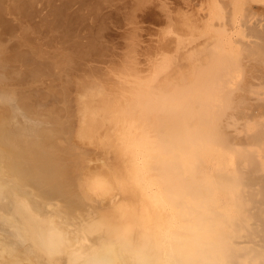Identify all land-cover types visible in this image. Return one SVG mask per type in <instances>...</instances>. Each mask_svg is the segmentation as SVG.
Masks as SVG:
<instances>
[{"label": "bare ground", "instance_id": "obj_1", "mask_svg": "<svg viewBox=\"0 0 264 264\" xmlns=\"http://www.w3.org/2000/svg\"><path fill=\"white\" fill-rule=\"evenodd\" d=\"M225 1L230 5L238 0ZM240 1L245 6L240 30L251 21V34H247L252 40L244 34L248 39L241 38L239 49L255 55L259 65H253L261 75L255 66L253 71L264 80V0ZM219 26L214 50L195 63L185 60L183 71L168 69L171 61L162 60L163 76L155 69L146 79L137 76L128 82L118 81L117 92L109 87L99 90L101 86L96 90L92 81L90 92L78 95L74 124L67 123L64 114L60 120L42 116L45 120L38 121L41 112L33 115L34 111L27 110L26 99L19 96L23 93L26 97L24 91L17 95L21 102L13 92L0 93V264H139L141 255L150 257L151 264H264V253L239 247L236 242L245 223L264 231V121L256 120L259 128L244 134L246 143L255 141L252 149L234 148L230 139L234 130L227 129L247 128L248 122L240 117L247 116L246 120L253 108L264 109V92L252 87L257 83L264 89V84L250 80L252 86H248L256 90L257 99L242 95L248 88L247 79L243 81L245 90L233 93L237 78L246 73L242 74L243 60L236 62L232 51L223 47L226 28L224 23ZM245 54L249 59L250 54ZM239 80L240 91L243 84ZM91 86H96V91ZM64 90L67 93V88ZM233 94L243 96L246 103ZM246 99H254L256 104ZM46 108L42 113L46 114ZM260 113L257 118L264 114ZM238 119L243 124L239 125ZM74 146L80 151L67 168L63 156ZM92 149L100 161L90 167L86 155ZM202 164L209 169L199 170ZM238 213L240 222L233 223L231 219ZM172 221L195 229V242L183 251L152 248L148 241Z\"/></svg>", "mask_w": 264, "mask_h": 264}, {"label": "rangeland", "instance_id": "obj_2", "mask_svg": "<svg viewBox=\"0 0 264 264\" xmlns=\"http://www.w3.org/2000/svg\"><path fill=\"white\" fill-rule=\"evenodd\" d=\"M6 1L3 0L1 2L0 0V24H1L0 29H2L0 30V37H1L0 38L1 40L0 41V93L5 91L13 92L15 93L16 99L17 98L19 99L20 97L24 100L26 99L25 100L26 103L23 100L22 104L24 102L25 105L26 104L30 105L27 106L29 107L27 108V110L29 109V111L30 110L34 111L33 115L35 112L36 114H39L41 112L39 116L37 115V118H40L39 120L36 118L38 121L40 120L44 121L45 120L44 117L46 116H47L46 119L49 118L48 116H51V118L53 116V118L59 120L61 117L64 116L63 119L66 120V122L68 118L67 123L70 122H72V124L76 123V120H78L75 119L77 116L75 117L74 114L75 112H77L76 110L78 104L76 105V103L78 100H80V97L85 96L84 94L86 93V90H89V87L90 85H92V83H94L93 85H97L96 90H98V87L101 86L99 87V90L100 88H104L106 90L109 87L108 90H113V92H117V87L119 82H124V81L126 82V80L128 82L132 80L131 78L137 76H138L137 78L146 79L150 76L151 73H153V70L155 69H157L160 76H163L165 72L163 65H165L166 63L165 61H169V60L171 62L169 61L170 66L168 69H174V71H181V70L183 71L184 68L182 67L185 66L186 63L185 60L193 59L190 60L191 62H193L194 60L200 61L203 57H205L206 54H208V52L211 51V49L214 50L216 43L215 39L216 36H218V34L215 33L216 30L221 29L219 23H224L226 28L225 29L226 32L224 33V31L223 32L221 31V33L224 34L227 33L226 35L223 34V36L221 34V36L225 38V39L221 38V40L225 42L224 43H222V41L220 42L222 43V45H224L223 47L226 50L232 51V55H234L233 59L237 60L236 62H238L239 59L244 61V62L240 61L242 62L241 64L243 65V66L241 65L243 71L242 74L244 75L246 73L247 77H249L247 78L246 75L242 76L241 74L242 77L240 76L241 77L240 80L239 78H237V82L239 80V83L243 84L242 88L239 91L238 88L241 86H239L240 84L236 82L237 86L233 93L240 94L242 91L246 89L242 94L243 96L251 95L252 97H256L254 99H257L258 96L254 94L253 91L255 92L256 90L259 89V92L260 91L264 92V89H261L259 88V86L256 85L257 83H254L255 86H257L255 87L251 85V81H250L251 79H253L252 81L259 83L258 80H260L262 82L261 84L259 83V85H262V83L264 84V80H262L263 77L262 79L257 78L258 76L257 71L260 74L259 72L260 70L256 65L259 62L258 63H256L257 61L255 62V57H254L255 55H252V53L248 50L244 49L245 51L242 50L241 52L240 49L242 48L239 49V47H241L240 42L242 39L244 40L249 38L248 40H252L251 35H248L251 34L250 33L251 21L249 24L246 23L247 24L246 27L249 28L247 31L249 32H247L246 31L247 28L245 29L244 27H243L244 29L242 28L243 32H241L242 30H240L241 29L240 22L244 18L243 17L244 8H242L243 5H241L240 0L233 2L230 5L229 3H227L229 1H225V0H11L12 2H9V0ZM225 3H227L225 5L226 11H224L225 6H221L222 4L224 5ZM219 5L221 8L219 7ZM227 5L229 6L227 7ZM256 5L263 6V4L260 3H257ZM240 8L243 9V11ZM17 13H19V15L21 16L19 17ZM216 15H218L219 18ZM15 16L16 19H18V22L14 18ZM22 26L24 27V29ZM211 27L213 28V30ZM27 30L29 31L26 32ZM218 32H220V30H218ZM239 32L241 33L239 34ZM198 33L199 35L201 34L200 35L201 37L198 35ZM19 34L23 35V36L21 35V37L24 38L23 40H21L22 38L19 36ZM244 34H246L248 38L245 37L246 35ZM17 36H19V38ZM211 36L213 37V39H211L212 38ZM202 37H204V39ZM226 38L229 39L228 42ZM178 41L180 43H178ZM176 43L179 45H177ZM181 46H183L184 48ZM197 46L199 47V49ZM177 47H178L177 49L178 51L177 50L175 51ZM180 48L182 50H180ZM193 48L194 49L197 48V49L194 50ZM203 48L205 49L202 51ZM193 53H195V55ZM243 53L250 54L247 55L248 56L247 58H249L250 60L246 59V57L243 56L244 55ZM160 56L161 58L163 56V59H161ZM167 56L169 59L167 58ZM240 56L243 57L241 58ZM174 57L176 61L175 59H173ZM57 60L58 62H56ZM162 60L165 62L164 64ZM196 61H194V63ZM174 63H176V65ZM254 63L256 64L253 65ZM160 65L162 67H160ZM171 65L172 66L174 65V67L172 68ZM254 66L255 68L257 67V71H255L256 69L253 71ZM11 67L12 69H15L16 72L10 69ZM47 67L51 69L49 70L47 69ZM57 67L59 70L57 69ZM90 67L92 70H89ZM54 68L57 70H55ZM93 68L95 70H93ZM30 69H32V71ZM34 69H36L37 71H35ZM161 70H163V72ZM248 70L251 73H249ZM11 71L12 74H10ZM41 71H43V73L45 71L47 72L43 74ZM41 73L43 77L42 75H40ZM108 73L111 76H109ZM113 75H115L116 77L115 76L113 77ZM127 75H129L130 77L126 78ZM118 76L119 77L124 76L125 78H119ZM115 78L118 79L114 80ZM246 79L248 80V82L250 81V83L246 82L247 86L250 84L256 90H254V88H251V86H248L249 90L248 88H245L247 86L243 87L244 85H246L244 84L243 81H247ZM77 80H79V82ZM116 81L119 82L117 83ZM48 85H50V88L48 87ZM8 86H11L12 89L7 88ZM79 86H81V88ZM263 86L264 85H262V88H264ZM63 87L67 88V93ZM95 88L96 86L90 89L95 90ZM243 88L245 89L242 90ZM250 88L253 89L252 92H250ZM68 90L72 94L68 92ZM82 90L84 93L82 92ZM16 91H18V93ZM21 91H24L25 93L24 95L27 94L28 98L27 96L26 97L23 96V93L21 94ZM60 91H62V94L60 93ZM64 91L66 95L64 94ZM246 91L247 94L245 93ZM31 92L35 94L32 95ZM89 92L87 91V94ZM68 93L70 94L69 96ZM55 94H57L58 98H56ZM60 94L62 96H60ZM235 94H233L234 96L233 95L232 96L236 98L238 96V98L239 99L241 98L244 104L246 103L244 98L246 96L244 97L241 95L235 96ZM17 95H19L20 97H18ZM58 95L60 96V98ZM76 95L77 96L81 95V96L80 97L78 96L77 98ZM261 95L264 97L263 93ZM30 96L32 97V99H30ZM46 96L47 98H45ZM51 96L52 97L55 96V97L52 99ZM249 96H247L246 98L250 99ZM239 99H234V100L238 101ZM249 99L248 100L246 99L247 102L249 101L252 102L254 100V99L252 100ZM64 101L67 104L64 103ZM57 104L59 106H57ZM253 104L256 103L254 102ZM64 105H66V107L68 105V107L66 108ZM61 106L63 109L61 108ZM70 106L71 109H68ZM245 106L250 107V105H244V107ZM43 108L44 109L46 108L45 110L46 114L42 113L44 112ZM55 108H58L57 109L58 111ZM41 109L42 111H40ZM256 109L257 110L253 108L252 110L254 111L253 114H256L255 116L252 114V111L249 115L248 113L249 111L247 110L248 113L247 115H249V117L246 120L245 117L247 118V116H245V112L243 113L244 115L242 114L245 117L241 118L240 115L237 116L238 118L240 117V119H244L245 122H248L249 126H247V128L241 129L242 127L239 125L243 124L244 121L240 119H238L240 121L237 120L239 123L238 125L239 129L235 126H231L227 128L229 129L230 132H232L233 130L236 132L235 133L233 131L231 133L232 136L230 135V137H232L230 139L234 143V148H244V149L256 148V145L254 144L255 141L250 139L253 142L249 140L251 143L249 142L246 143L248 140H246L247 138H245L244 135L245 133L250 134L252 131H255L259 128L258 124H254L256 120L259 119L260 121L261 120L264 121V119L262 118V116H264L263 114L264 109L263 110H261L260 108H256ZM62 110L64 111L63 113ZM69 112L70 113L72 112L71 113L72 115H70ZM259 113L260 115L261 114L263 115L257 118L256 116L257 115L259 116ZM61 114L64 115L62 116ZM65 115H67L66 119H65L66 117ZM70 117L71 119H69ZM254 117L256 119H253ZM72 119L73 120L75 119V121H73ZM252 120L255 121L253 122ZM233 133L235 135H233ZM241 134H242V138L237 137L239 135L241 136ZM234 136H236V138ZM239 138L240 139L244 138V140H239ZM243 141L246 144L241 143ZM235 142H238V144ZM74 147L75 148H73V150L71 149L69 153L63 156V162L65 166H67V168L73 164V161L76 159L80 151L79 147L76 146ZM92 151H89L88 152L89 154L86 155L88 158L86 162L87 165L90 167L98 164L100 161L99 157H97L96 153L94 152L95 150L93 152ZM94 159L98 161H95ZM200 168L201 169L199 170L204 171L206 169H209V166L207 167L206 165L202 164ZM240 219L241 218L238 213L236 215H233L231 221L233 223H239ZM241 228H242V233H240L241 237L236 240L238 246L252 249L255 253H259L262 255L264 253V231H261L259 227H256L254 225L249 226V223L247 224L245 223L244 225L241 226Z\"/></svg>", "mask_w": 264, "mask_h": 264}, {"label": "clouds", "instance_id": "obj_3", "mask_svg": "<svg viewBox=\"0 0 264 264\" xmlns=\"http://www.w3.org/2000/svg\"><path fill=\"white\" fill-rule=\"evenodd\" d=\"M195 229L182 228L175 221L160 229L158 235L148 241L152 248L168 252L183 251L195 242ZM139 264H151L150 257L141 255ZM165 264H168L165 261Z\"/></svg>", "mask_w": 264, "mask_h": 264}]
</instances>
